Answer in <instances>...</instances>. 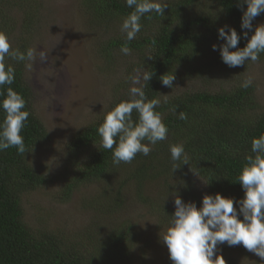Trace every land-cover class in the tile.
I'll return each mask as SVG.
<instances>
[{
    "label": "trees",
    "instance_id": "1",
    "mask_svg": "<svg viewBox=\"0 0 264 264\" xmlns=\"http://www.w3.org/2000/svg\"><path fill=\"white\" fill-rule=\"evenodd\" d=\"M42 1L0 0V32L7 34L12 49L26 52L32 48V29ZM77 2L86 15L83 24L87 28L85 35H89L82 37L87 38L91 69L100 79L99 97L92 101L91 115L86 119L89 121L84 118V125L67 139L63 182L47 193L54 202L64 204L75 190L97 183L99 193L76 208L79 212L98 213L101 219L86 224L74 236L65 230L66 223H50L46 215L53 213L43 215V207L37 210L36 225L28 222L24 196L51 183L46 181L50 174L43 171L45 164L36 166L31 159L48 134L40 113L33 109L35 91L26 76L29 62L6 58L5 63L15 69L10 87L23 96L29 116L21 131L25 154H19L15 147L0 151V264H142L148 256L144 248L150 243L145 239L139 245L135 225L120 220L124 204L135 201L152 216L157 228L168 227L176 195L184 202H195L199 208L205 194L219 192L233 198L239 210L236 201L245 193L237 178L246 157L253 155L252 139L264 133V107L257 99L254 82L248 88L240 86L244 79L229 88L210 87L214 68L221 66V73L229 68L218 48H212L213 44L224 43L218 39V28L234 27L241 36L238 48H243L255 26L264 23V13L252 21L253 29L245 38L241 21L247 5H240L239 0H163L168 6L164 16L153 12L142 17L141 31L128 42L130 54L124 55L120 49L125 34L119 28L133 9L126 6L125 0ZM17 20L21 28L18 32L14 25ZM248 62L252 61L236 67L237 71ZM256 62H264V52ZM137 70L153 73L148 83L141 84L149 100L161 101L155 110L161 113L169 131L166 140L149 145L147 156L138 153L131 163L117 166L112 162V151L101 147L97 129L106 111L129 99V77ZM164 74H174L173 88L162 84L160 77ZM193 83L199 88L188 87ZM180 111L187 115L186 120L179 119ZM3 118L0 109V121ZM132 118L138 119L135 111ZM171 144H183L189 159L174 171V165L180 162L172 161ZM115 178L117 182H113ZM223 247L226 251L232 249L225 243L217 250ZM222 256L226 264H239L231 254Z\"/></svg>",
    "mask_w": 264,
    "mask_h": 264
},
{
    "label": "clouds",
    "instance_id": "2",
    "mask_svg": "<svg viewBox=\"0 0 264 264\" xmlns=\"http://www.w3.org/2000/svg\"><path fill=\"white\" fill-rule=\"evenodd\" d=\"M125 3L133 10L121 24L120 30L125 34V43L120 51L129 55L131 49L128 42L135 39L141 31L142 17L153 12L164 16L168 6L163 0H125ZM239 4L247 5L241 21V28L245 30L243 36L247 38L248 31L253 29L252 21L264 13V0H239ZM218 39L224 43L219 46L213 44L212 48L214 51L218 48L222 61L227 66L236 68L247 61L256 62L259 54L264 52V23L255 26L243 48H238L241 36L229 25L218 28ZM6 58L27 61V66L31 67L37 59L43 62L47 57L45 51L37 53L33 48L26 52L12 49L7 34L0 32V109L4 112V118L0 121V151L15 147L19 154H25V141L21 131L29 112L25 110L23 96L10 87L15 79V69L5 63ZM152 75L151 72L141 73L139 70L131 75L129 99L116 103L106 111L103 122L97 129L101 147L112 151L114 165L131 163L138 153L147 156L151 151L149 145L167 139L169 129L164 124L161 113L155 110L161 101L155 98L149 100L141 84V81L148 83ZM160 79L165 87H174V74H164ZM252 83L253 78L249 76L240 86L248 88ZM167 102L168 97L165 95L164 103ZM133 111L138 114L135 121L132 118ZM179 119L186 120L187 115L180 111ZM169 151L172 161L180 162L174 165L172 171L181 164L189 163L183 144H171ZM251 152L253 155L246 157L237 178L245 193L243 198L236 201L239 210L234 207L233 198L219 192L214 195L205 194L199 208L195 202H184L179 195L175 196V211L168 227L160 233L172 264H226L224 257L217 251L218 246L225 243L228 246L242 244L264 262V133L252 139Z\"/></svg>",
    "mask_w": 264,
    "mask_h": 264
},
{
    "label": "rangeland",
    "instance_id": "3",
    "mask_svg": "<svg viewBox=\"0 0 264 264\" xmlns=\"http://www.w3.org/2000/svg\"><path fill=\"white\" fill-rule=\"evenodd\" d=\"M36 12L38 18L36 27L32 29V48L36 49L37 53L45 51L47 58L43 62L37 59L31 67L28 66L26 76L28 84L35 91L33 109L40 113L48 139L38 144L31 159L36 166L45 164L43 171L50 174L46 181L51 183L47 188L40 187L24 196L25 216L30 225L34 226L38 219L37 210L43 207V215L44 212L53 213L52 216L46 215L50 223L60 226L61 222L66 223L65 230L69 236H74L79 234L86 224L101 219L98 213L82 210L79 212L77 209L90 196L98 194L100 187L97 183L84 185L75 190L70 201L64 204L54 202L47 191H54L63 182L61 171L67 157L65 144L69 135L84 125V118H90L92 101L99 97L100 79L91 69L87 38L82 37L87 32L86 25L83 24L86 15L77 0H43ZM18 24L17 20L14 23L16 32L21 29ZM222 69L218 65L217 69L214 68L215 78L214 81L211 78L213 82L210 87L214 90H218L221 85L229 88L251 76L256 85L257 99L264 107V62H248L240 71L229 67L221 73ZM192 86L199 88L198 84L188 85ZM79 113H82V116ZM117 181L118 178H115L113 182ZM109 218L108 215L105 221ZM120 220L124 223L131 221L135 225L139 245L145 239L150 243L144 248L148 256L142 260V264H172L167 246L160 239V233H163L166 226L157 228L152 216L146 214L135 201L130 200L122 207ZM231 248V251H226L224 247L217 251L221 255L235 256L239 264H256L261 260L242 244Z\"/></svg>",
    "mask_w": 264,
    "mask_h": 264
}]
</instances>
